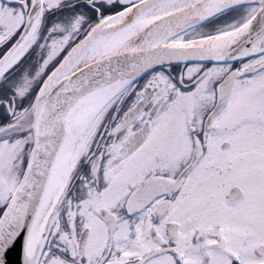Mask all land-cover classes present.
I'll list each match as a JSON object with an SVG mask.
<instances>
[{"label": "snow or ice", "instance_id": "6c2138e0", "mask_svg": "<svg viewBox=\"0 0 264 264\" xmlns=\"http://www.w3.org/2000/svg\"><path fill=\"white\" fill-rule=\"evenodd\" d=\"M0 264H264V0H0Z\"/></svg>", "mask_w": 264, "mask_h": 264}]
</instances>
